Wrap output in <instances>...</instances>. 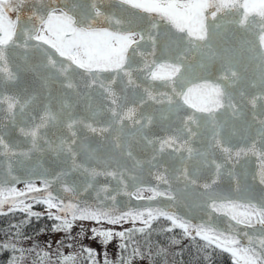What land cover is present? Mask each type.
Returning a JSON list of instances; mask_svg holds the SVG:
<instances>
[{"label":"snow or ice","instance_id":"1","mask_svg":"<svg viewBox=\"0 0 264 264\" xmlns=\"http://www.w3.org/2000/svg\"><path fill=\"white\" fill-rule=\"evenodd\" d=\"M13 212L65 235L119 226L89 232L123 250L139 234L149 264L185 241L203 264H264V0H0V216Z\"/></svg>","mask_w":264,"mask_h":264},{"label":"rangeland","instance_id":"2","mask_svg":"<svg viewBox=\"0 0 264 264\" xmlns=\"http://www.w3.org/2000/svg\"><path fill=\"white\" fill-rule=\"evenodd\" d=\"M71 234L65 235L63 232L44 231L31 238H11L0 240V243H11L18 251L15 256L20 258V264H61L65 256L73 257L72 264H92V260H96L97 264H126L128 260H132V264L141 263L140 256L133 257L132 254L128 260L122 261L120 245L122 241L119 238L114 239L111 243L103 244L102 237L93 240L89 229L96 227L98 230L112 229L121 230L119 226L115 228L110 225H95L87 221L76 222ZM125 228L128 225H124ZM91 249L95 255L89 258L86 249ZM48 253V259L44 254ZM58 253V255H57ZM145 264H149L147 261Z\"/></svg>","mask_w":264,"mask_h":264},{"label":"trees","instance_id":"3","mask_svg":"<svg viewBox=\"0 0 264 264\" xmlns=\"http://www.w3.org/2000/svg\"><path fill=\"white\" fill-rule=\"evenodd\" d=\"M35 210L38 212L43 211V206L36 205ZM29 219L32 220L29 223ZM163 223V222H157ZM54 222L49 219H39L34 218L25 219V217L19 212H13L9 215L0 216V240H7L11 238H31L41 232L51 231L53 228ZM166 237L153 235L151 239L152 245L161 244L163 246ZM133 243H138L142 246L143 250H147L144 247V241L141 239L140 235L137 234L135 239L129 243L128 249L120 252L122 255V261H127L129 256L132 254L131 249ZM15 252L4 251L0 255V264H7V261L15 256ZM202 253L197 252V247L192 242H182L179 246H174L169 251L167 257L153 256V264H203ZM141 260V258H140ZM147 261H141L145 264ZM149 262V261H148ZM214 264H231V257L227 254L217 252L214 256Z\"/></svg>","mask_w":264,"mask_h":264},{"label":"water","instance_id":"4","mask_svg":"<svg viewBox=\"0 0 264 264\" xmlns=\"http://www.w3.org/2000/svg\"><path fill=\"white\" fill-rule=\"evenodd\" d=\"M233 49L234 50L231 52V55L237 62L241 64H246L249 62V58L251 54L248 52L246 45H235L233 46ZM17 187H22V185H17Z\"/></svg>","mask_w":264,"mask_h":264}]
</instances>
